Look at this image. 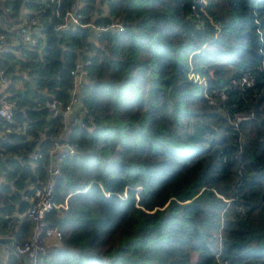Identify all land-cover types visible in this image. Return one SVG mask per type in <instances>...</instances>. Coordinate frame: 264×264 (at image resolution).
Instances as JSON below:
<instances>
[{
  "label": "trees",
  "instance_id": "trees-1",
  "mask_svg": "<svg viewBox=\"0 0 264 264\" xmlns=\"http://www.w3.org/2000/svg\"><path fill=\"white\" fill-rule=\"evenodd\" d=\"M22 5L42 12L46 37L26 59L0 56L23 83L7 99L31 124L29 136L0 137L2 232L68 131L79 151L56 178L48 221L63 238L44 264H264V0H63L83 22H123L100 35L52 29L59 18L43 0H14L15 14ZM87 57L88 114L67 125L45 102H68L71 71ZM245 75L251 84L236 81ZM9 231L25 240L32 223L19 218Z\"/></svg>",
  "mask_w": 264,
  "mask_h": 264
},
{
  "label": "built area",
  "instance_id": "built-area-1",
  "mask_svg": "<svg viewBox=\"0 0 264 264\" xmlns=\"http://www.w3.org/2000/svg\"><path fill=\"white\" fill-rule=\"evenodd\" d=\"M3 10L0 25L3 29L0 31V56L12 53L16 57L26 59L27 51H36L40 53L44 46L46 37V26L39 12H32L26 5H22L17 14L14 10V0H0ZM46 4L53 6L54 14L59 19L51 23L54 30H65L71 26H89L97 35L104 31H116L118 33L124 30V24L118 17H113L108 23L96 24L92 20L82 21V14L76 9L62 11L63 0H43ZM88 54V51H84ZM91 64V59H79L71 74L74 76V86L70 90V99L66 103L60 100L48 99L45 106L49 107L55 114L63 115L67 125L74 122H83V117L88 114V109L82 106L79 93V86L88 74L87 65ZM19 70V69H18ZM18 72V71H17ZM12 74L7 73L4 67L0 68V137L4 138L12 132L21 133L29 136L31 124L21 123L16 117L14 101L7 99L10 93L11 85L17 88H23L21 81L15 83ZM241 84H251L252 78L249 75L236 80ZM224 98L225 94H221ZM213 101V100H212ZM76 105L80 106L79 111L74 112ZM254 117L252 112L240 113L236 117V123L244 119ZM89 130H94L95 125L87 126ZM68 131L62 132L54 142L48 154L50 163L46 168L45 177L38 179L36 183L30 184L29 193L23 196L28 202L27 207L21 212H6L4 218L7 219L8 238L4 244H0L6 256L11 253L22 259V264H44L48 260L49 247L60 245L63 232L48 221V213L58 204L55 203V185L56 178L61 175L62 163L66 156L79 151L78 142L68 137ZM41 153H33V159L41 157ZM5 170L0 174V183L4 180ZM23 193V192H22ZM19 218H28L32 223V232L25 240L19 241L14 234L9 231L12 223ZM218 256V254H216Z\"/></svg>",
  "mask_w": 264,
  "mask_h": 264
},
{
  "label": "crops",
  "instance_id": "crops-1",
  "mask_svg": "<svg viewBox=\"0 0 264 264\" xmlns=\"http://www.w3.org/2000/svg\"><path fill=\"white\" fill-rule=\"evenodd\" d=\"M32 12H39L40 14L42 13L40 10H37V9H34L32 8V6H28L26 5ZM97 6H98V9L102 8L103 11H106V5L105 3H97ZM19 82V81H18ZM17 83V81L15 82ZM80 109V106L79 105H76L75 108H74V112H77L79 111ZM13 211H16V212H21L18 208L14 209ZM8 232H2V230L0 229V244H4V242H6V239L8 238ZM14 236H16V234L14 233ZM17 238V237H16ZM19 259V264H22V260L20 258ZM0 261L2 262V264H6L7 262H9V256H6L2 247L0 248Z\"/></svg>",
  "mask_w": 264,
  "mask_h": 264
},
{
  "label": "rangeland",
  "instance_id": "rangeland-1",
  "mask_svg": "<svg viewBox=\"0 0 264 264\" xmlns=\"http://www.w3.org/2000/svg\"><path fill=\"white\" fill-rule=\"evenodd\" d=\"M209 102H210V103H215V101H214V100L212 101L211 99L209 100Z\"/></svg>",
  "mask_w": 264,
  "mask_h": 264
},
{
  "label": "water",
  "instance_id": "water-1",
  "mask_svg": "<svg viewBox=\"0 0 264 264\" xmlns=\"http://www.w3.org/2000/svg\"><path fill=\"white\" fill-rule=\"evenodd\" d=\"M9 138V135L5 136L4 139H8Z\"/></svg>",
  "mask_w": 264,
  "mask_h": 264
}]
</instances>
